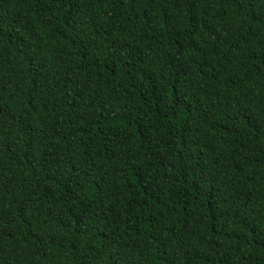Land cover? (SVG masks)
<instances>
[{"label": "trees", "instance_id": "16d2710c", "mask_svg": "<svg viewBox=\"0 0 264 264\" xmlns=\"http://www.w3.org/2000/svg\"><path fill=\"white\" fill-rule=\"evenodd\" d=\"M0 264H264V0H0Z\"/></svg>", "mask_w": 264, "mask_h": 264}]
</instances>
